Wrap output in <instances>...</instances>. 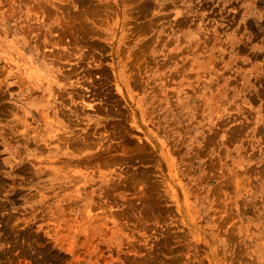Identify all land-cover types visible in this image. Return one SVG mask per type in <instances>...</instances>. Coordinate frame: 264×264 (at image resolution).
Here are the masks:
<instances>
[{"label":"rangeland","instance_id":"obj_1","mask_svg":"<svg viewBox=\"0 0 264 264\" xmlns=\"http://www.w3.org/2000/svg\"><path fill=\"white\" fill-rule=\"evenodd\" d=\"M0 99V264H264V0H0Z\"/></svg>","mask_w":264,"mask_h":264},{"label":"bare ground","instance_id":"obj_2","mask_svg":"<svg viewBox=\"0 0 264 264\" xmlns=\"http://www.w3.org/2000/svg\"><path fill=\"white\" fill-rule=\"evenodd\" d=\"M4 99V98H3ZM1 100V99H0Z\"/></svg>","mask_w":264,"mask_h":264}]
</instances>
